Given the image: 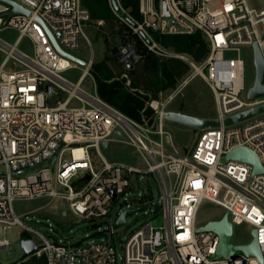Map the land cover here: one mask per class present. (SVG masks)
Instances as JSON below:
<instances>
[{"label": "built area", "instance_id": "built-area-1", "mask_svg": "<svg viewBox=\"0 0 264 264\" xmlns=\"http://www.w3.org/2000/svg\"><path fill=\"white\" fill-rule=\"evenodd\" d=\"M12 1L29 14L7 17L12 6L0 2V31H19L12 44L0 38V51L5 54L0 61V224L5 231L21 226L23 232L37 236L39 240L22 235L21 239H34L40 249L33 256H45L47 264H264V172L255 173L254 164L246 161H222L234 149L247 147L264 168V114L201 131L190 153L176 145L163 117L196 75L213 92L216 117L221 121L264 104V96L248 97L254 83L247 89L244 59L225 56L243 47L253 50L257 43L264 57V0L260 7L248 0H139L138 16L121 0H116L117 9L109 0L115 17L126 26L127 40L119 43L117 52L125 68L143 59L141 46L160 58L183 59L192 69L166 98L148 99L153 113L143 121L80 87L90 74L93 59L87 60L90 65L83 68L77 82L63 75L75 65L56 49L51 35L70 53L79 47L81 36L87 38L90 13L82 0ZM155 32L201 33L209 52L198 64L163 46ZM24 38L31 52L18 49ZM244 91L246 100L240 97ZM117 130L139 149L144 167L103 156V141H110ZM93 150L100 166H96ZM52 158L55 161L48 164ZM37 165L41 166L32 170ZM138 175L146 181L153 175L162 194L155 200L139 193L134 198L139 204L136 207L162 212L165 224L156 226L149 221L142 225L126 239L120 257L111 241L84 240L78 246L62 240L51 242L14 210L16 199H59L80 218L108 217L110 224L102 232H113L125 210L112 213L110 207L121 196L128 201L130 189L140 181ZM205 200L224 208L233 225L246 223L257 230L262 260L242 250L230 258L214 257L219 234L199 230L198 215ZM157 201L159 209L154 205ZM126 206L127 210L135 208L131 203ZM9 243L8 238H0V249Z\"/></svg>", "mask_w": 264, "mask_h": 264}, {"label": "rangeland", "instance_id": "rangeland-1", "mask_svg": "<svg viewBox=\"0 0 264 264\" xmlns=\"http://www.w3.org/2000/svg\"><path fill=\"white\" fill-rule=\"evenodd\" d=\"M248 1L251 5L256 7H260L261 5L260 0ZM125 32L126 26L118 21L116 17L109 21L90 20L85 27L87 38L81 36L79 47L71 52L84 60L93 59L92 66L106 61L109 67L113 69L116 74H119L122 71V67L120 66L118 55L115 56L112 54V48L123 41L122 37L125 35ZM18 36L19 31L15 28H5L0 31V38L11 44L15 42ZM18 49L31 52V47L27 38H24L18 44ZM184 54L194 59L198 64L202 62L188 53ZM4 56L5 54L0 51V61ZM225 56L228 58L240 57L244 59L246 87L249 89L254 83L256 74L253 61V50L243 47L239 51L226 52ZM142 63L143 61L140 62L138 66H141ZM74 65L75 67L64 71L63 75L75 83L81 76L84 66L75 62ZM191 72L192 69L186 76ZM80 87L89 94H98L97 79L92 70H90V74L82 79ZM166 96L167 93H161L158 99L163 100ZM240 97L246 100L247 91H244ZM168 109L182 110L211 117H216L218 112L213 92L199 75L194 76V78L189 81L180 94L177 95L174 101L168 106ZM165 124L166 128L172 133L176 145L182 150L189 149L195 139L196 129L168 120H165ZM66 140H70V137H67ZM93 153H95L94 150ZM102 154L109 161L141 167L146 165L139 149L135 145L122 140L110 141L108 147H102ZM95 163L96 166H100L101 164L97 154L95 155ZM0 169H3V166H1ZM140 176L141 175H138L137 178L140 179ZM139 193L147 194L148 198H154L155 200H158L162 194L153 175H150L148 181L143 178L135 182L127 197L128 201H125L124 197L121 196L112 203L110 207L111 212L114 213L116 211L122 212L127 210V203H131L132 207L138 206L139 204L134 201V198L138 196ZM13 206L15 213L21 216V219L26 225L39 230L46 235L51 242L62 240L69 244H75L82 239H84L85 242L92 240L95 242L111 241L116 249L118 257L123 254V245L126 239L142 225L149 221H152L156 226L165 224V218L162 212L154 213L147 207L146 209H139L127 213L125 225L118 227L113 232H102L104 229L108 228L110 224L108 217H95L92 219L80 218L71 212L67 202L59 199L47 197L34 200L16 199L14 200ZM225 213V209L221 206L205 200L198 215L199 224L203 226L210 220H218ZM252 230L253 227L246 223L234 224L232 242L236 245L250 243L254 238ZM21 235L22 237H33L35 240H39L38 237L32 233L23 232L21 226H14L5 231L3 225L0 224V238H8L10 240L7 247L0 249L1 264H10L21 257L23 253ZM238 252H241V250ZM25 263L24 261V264Z\"/></svg>", "mask_w": 264, "mask_h": 264}, {"label": "trees", "instance_id": "trees-1", "mask_svg": "<svg viewBox=\"0 0 264 264\" xmlns=\"http://www.w3.org/2000/svg\"><path fill=\"white\" fill-rule=\"evenodd\" d=\"M121 1L133 14L139 15V0ZM82 4L89 11L91 21H109L115 17L109 0H82ZM155 37L166 48L179 53H188L197 60H202L209 52L207 39L201 33L165 35L155 32ZM122 40H127L125 35ZM139 50L144 55L140 61H143L141 66H138L139 62L129 69L120 63L122 71L116 74L106 61H102L93 65L91 70L96 76L97 91L103 100L130 117L143 121L144 116L147 118L153 113L149 107L144 110L149 97L159 98L161 93H170L190 71V66L180 58H160L148 53L141 46ZM124 73L130 79V85L127 84L128 78L122 77ZM25 262V264H47L43 255L32 256Z\"/></svg>", "mask_w": 264, "mask_h": 264}, {"label": "water", "instance_id": "water-1", "mask_svg": "<svg viewBox=\"0 0 264 264\" xmlns=\"http://www.w3.org/2000/svg\"><path fill=\"white\" fill-rule=\"evenodd\" d=\"M0 2H4V3L12 6V9L6 13L7 17H10L11 15H13L15 13L29 14L28 10H26L21 5L17 4L16 2H14L12 0H0ZM113 5L116 9L118 8L116 0H113ZM51 39H52L56 49L63 56L69 58L70 60H72L73 62H75L81 66L89 67L90 64L87 60H84V59L76 56L75 54L67 52L64 49H62V47L59 45V43L57 42V40L54 38L53 35H51ZM118 50H119V44H116L112 48V54L115 55L118 52ZM253 61H254V65H255L256 74H255L254 85L250 88V90L248 92V97L251 100L255 99L257 97H260V96H264V84H263V82H264V57H263L262 52H261L257 43H255L253 45ZM133 67H134L133 63H130L128 65L129 69H131ZM122 77L128 78V76L126 74H123ZM127 84L130 85V79L129 78H128ZM151 97L152 96L149 97V100L151 99ZM149 100L146 101L144 110H146L148 108ZM261 114H264V104L256 106V107L248 109V110H245V111L238 112V113L230 115V116H227L222 121L218 117H201V116L187 114V113H184V112L179 111V110L176 111V110H170V109L163 113V117L168 121H173V122L180 123V124H183L186 126H190V127H193L196 129L195 139L193 140L191 146L188 149V153H190V151L192 150V148H193V146H194V144H195V142H196L201 131L207 130V129L218 128L221 126V124H223L224 126L236 125V124H239L245 120H248L250 118L256 117V116L261 115ZM157 118H158V115H156L154 122H153V125L156 123ZM121 140L128 142L127 137L122 133V131L117 130V131H115V133L112 136L110 141H121ZM110 141L109 140L103 141L102 147L103 148L108 147V144ZM228 158L246 161V162L254 164L255 173H263L264 172V168L262 167L256 153L247 147H239V148L234 149L227 157H224L222 159V161L224 162ZM54 161H55V158H52L51 160L47 161V163L51 164ZM39 166H41V165H37V166L33 167L32 170L38 168ZM23 172H25V171H23ZM17 174H21V172H18ZM154 205L156 206V209H159L160 201L155 202ZM139 208L142 209V208H144V206L143 207H135V208H132L130 210H125L121 214L118 222L116 223V227H119V226L125 224L126 215H127L128 211L133 212V211L138 210ZM199 230H201V231L213 230L219 234L220 242H219V245H218V248H217V251H216V254L214 255V257L224 256V257L230 258L232 256H235L237 253H239L238 252L239 250H242L247 255L256 256L260 260H262V253H261L260 246L258 245L257 239H256L257 230L256 229L252 230L254 238L250 243L244 244V245L234 244L232 242L233 224L229 220L227 213H225L218 220H210L207 224L200 227ZM83 241H84V239L78 241L74 245L78 246ZM21 246L23 249V253H22L21 257L15 261L11 262L10 264H19L21 262H24L27 259H29L30 257H32L33 255H35V253L40 249V246L32 238H22L21 239ZM0 264H1V262H0Z\"/></svg>", "mask_w": 264, "mask_h": 264}, {"label": "crops", "instance_id": "crops-1", "mask_svg": "<svg viewBox=\"0 0 264 264\" xmlns=\"http://www.w3.org/2000/svg\"><path fill=\"white\" fill-rule=\"evenodd\" d=\"M178 111V110H176ZM180 111V110H179ZM182 111V110H181ZM184 113H187V114H191V115H196V116H201V117H211V116H207V115H197V114H194V113H190V112H185V111H182Z\"/></svg>", "mask_w": 264, "mask_h": 264}]
</instances>
